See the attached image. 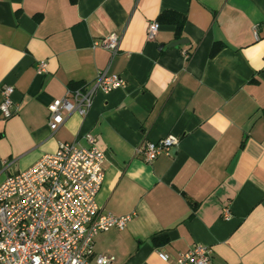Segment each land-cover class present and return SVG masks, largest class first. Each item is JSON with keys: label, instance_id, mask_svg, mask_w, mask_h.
<instances>
[{"label": "crops", "instance_id": "crops-1", "mask_svg": "<svg viewBox=\"0 0 264 264\" xmlns=\"http://www.w3.org/2000/svg\"><path fill=\"white\" fill-rule=\"evenodd\" d=\"M164 12L185 16L181 37L160 23L148 39ZM263 24L264 0H0V105L11 86L18 108L0 111V185L91 134L108 156L98 204L131 220L97 235L90 264H175L196 244L212 264H264ZM111 33L115 55L98 45ZM101 72L125 87L97 91L85 117L53 133L52 102ZM168 136L178 139L170 155L137 153Z\"/></svg>", "mask_w": 264, "mask_h": 264}, {"label": "built area", "instance_id": "built-area-1", "mask_svg": "<svg viewBox=\"0 0 264 264\" xmlns=\"http://www.w3.org/2000/svg\"><path fill=\"white\" fill-rule=\"evenodd\" d=\"M159 29L158 22L150 23L148 39H153ZM98 45L115 55L120 36L111 33ZM46 69L47 63L40 61L37 73L43 74ZM125 85L122 77L101 72L91 84L68 89L64 97L49 106L50 130L58 131L73 114L85 117L97 91L108 94ZM1 91L0 111L4 119H10L18 110L12 101L14 88L4 86ZM83 138L87 145L78 139L60 142L55 153L44 155L0 185V264H90L97 235L127 227L131 216L103 213L98 204L107 155L93 135ZM177 145L178 139L168 136L156 143L145 141L137 153L151 163L170 155ZM225 214L229 215L228 209ZM158 255L165 262L169 260L163 253ZM211 257V248L196 244L180 254L175 264H212ZM113 262L112 257L98 255L93 264Z\"/></svg>", "mask_w": 264, "mask_h": 264}, {"label": "trees", "instance_id": "trees-1", "mask_svg": "<svg viewBox=\"0 0 264 264\" xmlns=\"http://www.w3.org/2000/svg\"><path fill=\"white\" fill-rule=\"evenodd\" d=\"M185 16L175 13V12H164L158 17L159 24H171L175 25V35L177 38L181 37L183 32V27L185 24ZM221 48V45L217 44L212 50V55H215ZM156 243L157 240H154Z\"/></svg>", "mask_w": 264, "mask_h": 264}, {"label": "water", "instance_id": "water-1", "mask_svg": "<svg viewBox=\"0 0 264 264\" xmlns=\"http://www.w3.org/2000/svg\"><path fill=\"white\" fill-rule=\"evenodd\" d=\"M185 44V40H179V41H175V42H173V43H171L170 45H169V47H174V48H178V47H180V46H183ZM108 157V156H107Z\"/></svg>", "mask_w": 264, "mask_h": 264}, {"label": "bare ground", "instance_id": "bare-ground-1", "mask_svg": "<svg viewBox=\"0 0 264 264\" xmlns=\"http://www.w3.org/2000/svg\"><path fill=\"white\" fill-rule=\"evenodd\" d=\"M212 250V249H211ZM213 256V255H212Z\"/></svg>", "mask_w": 264, "mask_h": 264}]
</instances>
